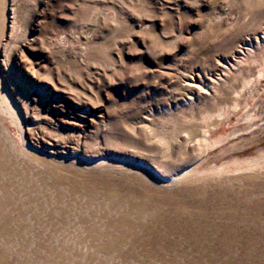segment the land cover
<instances>
[{"label": "rangeland", "instance_id": "obj_1", "mask_svg": "<svg viewBox=\"0 0 264 264\" xmlns=\"http://www.w3.org/2000/svg\"><path fill=\"white\" fill-rule=\"evenodd\" d=\"M0 80V264H264V0H0Z\"/></svg>", "mask_w": 264, "mask_h": 264}, {"label": "bare ground", "instance_id": "obj_2", "mask_svg": "<svg viewBox=\"0 0 264 264\" xmlns=\"http://www.w3.org/2000/svg\"><path fill=\"white\" fill-rule=\"evenodd\" d=\"M1 81V80H0ZM3 87V86H2ZM7 91V90H6ZM6 95V94H5ZM9 104H10V102H9ZM9 106V105H8ZM13 114V113H12ZM7 128V127H6ZM28 150H30V149H28ZM31 154V153H30ZM33 154V153H32ZM36 155V154H35ZM37 157V156H36ZM39 159V158H38ZM61 162V161H60ZM106 166V165H105ZM122 167V166H121ZM119 168V167H118ZM116 170V169H115ZM111 171V170H110ZM138 173V172H137ZM178 182V181H177ZM1 183V182H0ZM3 183V182H2ZM1 186H2V184H1ZM5 186V185H4ZM1 190V189H0ZM3 211V210H2ZM6 213V212H5ZM17 219H19V218H17ZM5 220H7V219H5ZM15 220V219H14ZM23 220H25V219H23ZM29 220V219H28ZM31 220V219H30ZM4 221V220H3ZM11 221V220H10ZM2 222V221H1ZM15 222V221H14ZM24 222V221H23ZM22 222V223H23ZM7 223V222H6ZM29 223V222H28ZM3 224V223H2ZM16 224V223H15ZM1 225V224H0ZM7 227V226H6ZM10 227V226H9ZM12 228V227H11ZM14 228V227H13ZM2 229V228H1ZM20 229V228H19ZM7 230V229H6ZM5 230V231H6ZM14 230V229H13ZM2 232V231H1ZM10 232V231H9ZM13 232V231H12ZM22 232V231H21ZM14 233V232H13ZM12 235V234H11ZM20 236V235H19ZM14 237V236H13ZM12 241H13V239H12ZM3 243V242H2ZM22 243V242H21ZM5 244V243H4ZM1 246V245H0ZM27 246V245H26ZM38 246V245H37ZM26 248V247H25ZM24 248V249H25ZM29 248V247H28ZM37 248V247H36ZM40 248V247H39ZM23 249V248H22ZM6 252V251H5ZM26 252V251H25ZM34 252V251H33ZM44 252V251H43ZM16 253V252H15ZM22 253V252H21ZM45 253V252H44ZM17 254V253H16ZM14 255V254H13ZM19 255V254H18ZM4 256H6V255H4ZM10 257V256H9ZM29 257V256H28ZM18 258V257H17ZM4 259V258H3ZM10 259V258H9ZM42 259V258H41ZM1 260V259H0ZM22 260V259H21ZM19 261V260H18ZM2 263V262H1ZM23 263V262H22Z\"/></svg>", "mask_w": 264, "mask_h": 264}]
</instances>
